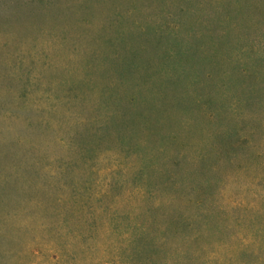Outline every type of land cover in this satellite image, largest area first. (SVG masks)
Wrapping results in <instances>:
<instances>
[{"label": "rangeland", "instance_id": "rangeland-1", "mask_svg": "<svg viewBox=\"0 0 264 264\" xmlns=\"http://www.w3.org/2000/svg\"><path fill=\"white\" fill-rule=\"evenodd\" d=\"M8 2L0 264H219L169 222L195 184L227 208L262 192L227 160L211 169L217 132L242 128L235 102L264 145V0Z\"/></svg>", "mask_w": 264, "mask_h": 264}, {"label": "trees", "instance_id": "trees-1", "mask_svg": "<svg viewBox=\"0 0 264 264\" xmlns=\"http://www.w3.org/2000/svg\"><path fill=\"white\" fill-rule=\"evenodd\" d=\"M21 1L23 2L9 0L8 3L16 8ZM24 1L27 4L34 0ZM249 104L247 101L245 105ZM239 105L237 102L234 103L233 114L230 116L242 126L241 132L237 129L222 131V128L217 132V142L213 147L219 162L212 166L211 171L220 172V164L227 160L238 173L254 174L252 181L261 187L262 192L248 200L234 201L227 208L215 201L211 204L208 202L205 188L208 183L195 184L192 186L195 188L194 193L189 194L183 202L185 214L177 215L175 221L170 220L169 227H172L186 243L194 245L193 250L197 259L210 254L212 257L220 258L219 264H264V145L259 138L261 128L258 117L244 111L237 113ZM218 113L213 114L212 120L217 122L220 119ZM207 153L199 156L203 164L208 157ZM167 185L178 190L185 186V183L172 178ZM189 185L191 184L188 183L187 186ZM173 198L177 196L173 195ZM191 204L195 205V212H188ZM4 219V214L0 210L1 245V240L7 237ZM212 221L216 224L212 225ZM222 234L230 236L228 243L222 240Z\"/></svg>", "mask_w": 264, "mask_h": 264}]
</instances>
